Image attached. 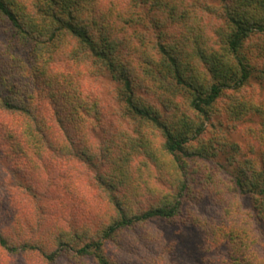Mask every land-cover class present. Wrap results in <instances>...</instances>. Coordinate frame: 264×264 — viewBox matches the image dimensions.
<instances>
[{"label": "rangeland", "instance_id": "374dc122", "mask_svg": "<svg viewBox=\"0 0 264 264\" xmlns=\"http://www.w3.org/2000/svg\"><path fill=\"white\" fill-rule=\"evenodd\" d=\"M129 2L134 3L96 0L92 17L98 22L116 21L121 25L117 14L128 13ZM208 7L210 12L199 18L195 28L197 33H204L202 47L208 44L223 54L230 26L218 1ZM135 10L138 9L133 7ZM169 32L179 38L180 27L175 25ZM7 33L6 26H0V48ZM154 33H144L150 43L156 39ZM162 42L168 44L167 40ZM35 46L28 65L41 63L45 71L29 75L19 51V72L11 81L30 95L36 115L51 129L45 142L34 146L31 136L19 134V129L13 127L11 132L0 127V236L15 249L8 250L0 244V264H98L92 256L78 255L70 245L80 247L97 238L121 212L138 214L168 203L183 182L186 189L176 220L194 219L202 228L197 241L203 247L199 252L203 261L198 264H220L226 249L207 243L205 230L209 225L227 222L232 208L253 215L257 201L239 193L234 178L247 163L258 170L263 159L260 131L264 123V33L251 35L243 44L250 77L235 90L225 89L205 112L191 106L194 93L206 91L221 77L215 78L191 49L183 58L186 66L180 64L178 68L182 80L192 87L176 82L172 67L159 65L154 53L152 59L161 69L159 77L134 80L135 101L140 106L152 112L172 134L194 136L178 154L182 167L166 152L164 133L156 123L125 117L124 106L116 101L117 84L93 64L92 58L71 59L70 53L78 46L74 38L63 35L52 47ZM38 55L44 57L42 61L34 59ZM130 55L132 66L139 71L136 54ZM128 58L125 54L124 59ZM68 76L75 80L84 101L97 102L99 124L86 116L83 129L77 131L66 118L56 86L46 83L56 78L63 82ZM57 116L64 121L70 138L59 128ZM19 123L17 115L0 111V125ZM198 128L203 131L196 135ZM121 140L125 145L123 153L132 149L127 162L119 154ZM165 231V223L160 221L125 229L104 242L103 253L118 264H172L162 251ZM62 240L68 244H61ZM261 241L264 245V239ZM53 251L58 255L51 260L47 255Z\"/></svg>", "mask_w": 264, "mask_h": 264}, {"label": "trees", "instance_id": "16d2710c", "mask_svg": "<svg viewBox=\"0 0 264 264\" xmlns=\"http://www.w3.org/2000/svg\"><path fill=\"white\" fill-rule=\"evenodd\" d=\"M95 1L0 0V26H6L8 29L7 39L1 41L0 48V111L17 115L20 120L19 126L1 124L0 127L9 131L13 127L19 129V134L31 136L34 146H40L45 142L46 133L50 131L51 126L36 115V109L30 103V95L22 89L21 92L14 81H11L19 72V64H21L16 58V52L23 53L22 60L29 75L37 76L45 69H41V63L28 65V59L33 56L35 45L52 47L61 36L68 35L78 43L76 50L70 53L71 59L77 61L92 58L93 64L117 84L116 101L124 106L122 113L125 117H139L156 123L164 133L166 152L173 157L178 166L182 167L178 154L184 151V147L194 136L172 134L157 121L152 112L140 106L135 101L134 80L159 77L161 69L152 59L151 54L154 53L161 62L159 65L166 64L172 67L176 82L192 87V84L182 80L178 68L180 64L186 66L183 58H186L187 51L191 49L204 65L209 66V71L215 78L221 77L219 80H214L206 91L194 93L191 106L200 112H205L225 89L235 90L250 77L249 64L242 48L251 35L264 33V0H133L134 3L126 4L128 13L117 14V20L121 25L116 21L107 24L103 21L98 22L94 15L92 17ZM216 1L225 13L230 26V31L223 42V54L221 50L220 52L212 50L208 44L202 47L204 44L202 42H205L204 33H197L195 28L199 18L210 12L208 6ZM133 7L138 10L133 12ZM87 17L95 34L90 31V27L88 28L90 22ZM175 25L180 27L179 38L173 37L169 32ZM140 29L143 31H139ZM151 30L156 36L152 43L144 35L146 31ZM163 40H167L168 44L165 45ZM134 53L141 65L139 71L131 64L130 54ZM125 54L129 57L126 60ZM37 58L42 61L44 57L34 56V59ZM214 66L218 68L214 69ZM229 73L231 75L227 76ZM228 77L230 82H227ZM46 84L56 86L61 96L63 110L66 111V118L73 122L75 130L83 129V120L86 116H92L90 119L99 124L97 102L84 101L72 77H66L63 82L56 78ZM60 120L57 116L59 128L69 137L70 133L64 127V121ZM133 131L136 133L135 129ZM202 131L203 128H198L195 134ZM260 132L264 141V123ZM128 140L132 142L130 137ZM118 146H120L119 154H123L121 160L127 162L132 149H127L123 153L125 145L122 140L119 141ZM127 146L129 147V143ZM261 160L258 170L247 163L246 166L238 169L234 178V185L239 193L256 198L253 215L232 208L227 222L220 221L209 225L204 232L207 243L225 247L226 257L220 264H264V245L261 241L264 239V153ZM185 189L186 183L183 182L180 190L168 203L151 207L138 214L127 215L121 212L100 231L97 238L88 240L80 247L70 245V249L80 256H92L98 264H118L104 255V242L116 237L125 229L160 221L165 223L166 228L163 233L162 251L171 258L172 264H198V261H203V256L199 253L203 247L197 241L198 231L202 228L194 219L176 220ZM225 210L228 212V209ZM253 227L256 228L257 233ZM0 244L8 250H15L1 236ZM61 244L68 242L62 240ZM57 255L58 251H53L47 257L54 260Z\"/></svg>", "mask_w": 264, "mask_h": 264}]
</instances>
